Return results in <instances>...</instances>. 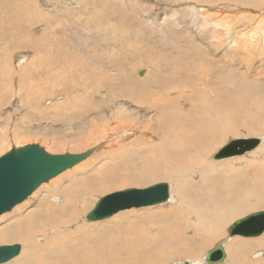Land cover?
Returning <instances> with one entry per match:
<instances>
[{"label":"rangeland","instance_id":"rangeland-1","mask_svg":"<svg viewBox=\"0 0 264 264\" xmlns=\"http://www.w3.org/2000/svg\"><path fill=\"white\" fill-rule=\"evenodd\" d=\"M28 4L32 9L35 5L40 9L39 18L35 14H20L19 9ZM0 7L3 8L0 13V156L12 147L33 143L51 148L47 150L53 154L80 153L102 143L99 152L103 150L104 153L100 157L96 155L95 160L90 156L82 164L42 184L36 194L0 216V227L9 218H15L14 228L7 233H12L13 229L17 233L0 241V245L20 243L23 246L18 256L0 264H129L130 259L142 251L146 252L147 261L152 260L151 264H179L184 260L192 261L179 256L186 250L190 255L193 253L189 257L195 256L205 264V254L224 240L226 251L231 246L232 255L227 252L226 264L231 263L230 258H239L245 249L251 261L259 262L255 255L263 250L252 241L264 233L253 237H231L229 228L237 218L264 210L262 204L249 211L248 206L236 207L238 216L223 225L226 235L215 241L208 239L210 235L196 233L192 226L188 227L184 217L179 225L174 217L164 220L166 212L176 207L174 204L180 200V191L173 185L171 199L163 204L127 209L97 222L87 220L86 215L100 197L109 193L168 182L161 176L145 175L162 170L156 171L147 163L155 153L169 162L185 161L192 159L204 146L205 138H185L190 137L187 123L194 124L195 116L186 118L176 112V119L171 111L165 110L169 117L164 125L161 121H153L155 111L151 108L150 111L148 100L159 97L158 91L165 94L169 85L179 88L168 93L175 99L182 96L180 92L184 90L189 93L181 100L183 112L192 111L195 104L192 93L200 91L205 99L204 110L209 114L231 116L244 112L241 113L245 115L243 127L239 128L242 132L250 129L252 124L260 129L264 127V2L0 0ZM8 10L11 15L7 17ZM203 66L206 68L201 72ZM140 71H143L141 76ZM199 71L203 81L199 80ZM186 84H192V88L181 87ZM247 90L253 91L254 96L246 94L243 98L239 94H245ZM208 95L216 103L224 100L232 113L212 110L213 103ZM236 101L237 112L231 105ZM220 122H215L218 128ZM119 123L130 124L135 137L141 134L142 127L139 126L143 123L144 127L154 126L157 131L151 132L152 136L148 133L150 138H144L143 145L150 142L158 146L164 134L165 138H173L171 145L182 146V150L172 156L171 151L167 155L160 149L139 154L144 148L142 145H138V149L121 148L126 139L117 129ZM263 133L253 134L260 137ZM161 146L167 144L161 143ZM256 147L237 156L238 159L230 156L224 160H234L237 165L234 169H237L245 165L246 158L251 155L245 154L252 153ZM165 151H168L167 147ZM257 157L261 159V156ZM186 170L189 171L187 166ZM249 171L251 174L253 169ZM218 173L220 179L205 178L203 184L196 174L198 181L187 187L188 203L185 204L200 210L205 204L201 190L204 185L214 191L215 202L220 207H235L234 199H228L227 192L222 189L225 175ZM241 183L245 181L241 180ZM84 196L89 199L77 215L76 223L66 224L67 219H64L70 217L69 213L65 214L57 205L73 198L72 202H75ZM122 213L130 214V217L119 218ZM127 218L138 219L140 224L137 226L149 228V232L142 239L138 237L141 240L133 236L132 228L126 234L130 227ZM165 222L171 224L165 225L170 231L158 232L156 228ZM181 224L182 228L189 229L184 236L175 235L171 230L176 233ZM55 226L59 228L55 229ZM38 231H42L39 238L28 237L30 232ZM128 236L133 244L124 248L122 245ZM110 237L116 238L114 244L112 241L109 244ZM169 238L174 241H167Z\"/></svg>","mask_w":264,"mask_h":264},{"label":"bare ground","instance_id":"bare-ground-1","mask_svg":"<svg viewBox=\"0 0 264 264\" xmlns=\"http://www.w3.org/2000/svg\"><path fill=\"white\" fill-rule=\"evenodd\" d=\"M253 1L258 2L259 4H262L264 2V0H253ZM20 5H22V4H20ZM2 10H3V8L1 9V7H0V13L2 12ZM19 10L21 12L20 14L24 13L25 15H28V13H30V14H32V16H33V14H35L39 18L38 11L40 9L36 5L32 9L31 5L28 4L27 6H24V7H22ZM30 14L28 16L29 19H30ZM9 15H11V12H9V10H8L7 17ZM24 20H26V19L23 18V21ZM262 50H263L262 53H264V47H263ZM205 68H206L205 66L201 67L200 71L204 72L203 69H205ZM200 71L197 72L198 73V77L200 78L199 80L203 81L204 78L200 77ZM196 76L197 75H195V77ZM191 85L188 84V86H187V84H186V85H182L181 87L190 90L192 88ZM164 89H166V88H164ZM177 89H179V88L178 87H174V86L171 87L169 85V86H167V90H166L167 92L165 94H164V92L158 91V92H160L159 93L160 94L159 97H154L153 99L148 100L149 102L147 103V105L149 104L148 105L149 109L151 108V109H153V111H155V115H154V120L153 121H155V122L161 121L162 124L164 125L165 122H166V119L169 117L168 115H166L164 113L165 110L166 111H171L170 113H172V114L175 113L176 116H177L176 112H179L183 116H185L186 118H188V117H192L193 118V116L200 117V115L204 116L206 113L209 114L207 111L204 110L203 104L205 103V99L203 97V94L200 91H198L196 93H192L193 97H194V101H195V104L193 105L192 111L191 112H189V111L188 112L187 111L183 112L182 111L183 109L181 108V100L185 97L184 95H186L185 93H187V92H184V91H186V90H184L183 92H180L182 94V96H179L176 99L173 98L172 96H170V94H168V93H171L170 91H175ZM178 91H180V90H178ZM191 92H193V91H191ZM187 94H189V93H187ZM185 98H187V97H185ZM151 109H150V111H151ZM241 110H243V109H241ZM259 111H260V109H259ZM241 113L243 114L244 112H239L237 114L234 113L231 116L223 114L226 117V119L224 117H222V118L225 119V121L223 122L222 126H219V128H221V130H224V131L233 132L232 135L234 137L235 136L238 137L240 135L246 137L247 135L248 136L254 135L253 133H256V132H262V131L264 132V127L260 129L256 124H252L250 129H247L246 132H242L239 128L243 127L242 126V122H244L243 118H244L245 115L242 116ZM228 114H229V112H228ZM210 115L211 116H216V115H214L212 113ZM128 122H126V123H128ZM220 124H221V122H220ZM117 127H118L117 128L118 131L120 130L121 134H123V136H125V139H126L125 143L123 141H121V142H123L120 145L121 148H124V149H129V148L138 149L142 145L144 148H142L139 151V154H144L147 151L160 149V150L164 151V153L167 154V155L170 154L169 151H171V155L172 156H174L173 153L179 154L181 152V150H182V146L178 147V146H176L174 144L171 145L173 138H165L164 134L161 135V137H162L161 138V142H160V144L158 146H153V144L150 143V142L148 143V145H143L144 144V140H146L144 138H150L147 134L151 133V132H153L155 130L157 131V129L154 128V126H153V128L152 127H144V123H143L141 126H139V127H142L141 131H140L141 134L136 136V137H135L136 134L134 133L135 130H130V129H132L131 128L132 126L130 124H125V123L121 124V123H119ZM243 130H245V129H243ZM123 131H124V133H122ZM114 134H115V132H114ZM152 134L153 133H151V136H152ZM172 134H171V137H172ZM184 134H186V131H184ZM256 139L260 140L259 143L262 141V139L264 141V133H263L262 136H260V137H258ZM222 140H224V141L221 144V142L218 141L217 138H211V139H207V140L205 139L204 141H202L204 146L200 147V151L192 159L185 160V161L183 159H179L176 162H169V160H166V159L162 158L160 156V154H156L155 153V155L152 156L151 158L148 157L149 159H148L147 163L150 164L152 166V168L154 170H156V171H158L157 170L158 168H161L162 170H161V172L152 171L153 173H146L145 174L148 177H154V176L160 177L161 176L164 180H168V182L171 184L169 199H171V197H172V189H173L172 185L174 186L175 190H179L180 191L179 192L180 193V200H179V202H177L178 204H174V205H176V207H174V208L170 209V211L166 212L167 215H165L164 220L174 217L177 220L175 222H178L177 224L179 225L180 223H182L181 220L184 217L188 221V227L192 226L191 229L193 228V230H195L196 233L202 232L203 234L210 235V238H208V239H213L214 241L217 240V239L220 240L221 236L223 237L224 235H226V233L224 232V229H223V225H225V223H227L230 220L235 219L238 216V214H237L238 212H237V210H235L236 207L248 206L246 209L249 211L250 209H254V208L258 207L261 204L264 205V188H262V185H264V177H263L264 176L263 175L264 174V142H263V144L258 145V149H256V151H252V153H251L249 158H246L247 160H246V164L245 165L240 166L237 169H234V168H236L237 165L234 163L235 161L232 160V159L231 160H219V161L218 160H216V161L213 160L212 161V156L215 155L216 151L221 149L222 146L224 147L226 145V143H228L230 138H222ZM240 140H242V139H240ZM246 140H251V138H248V139L246 138ZM46 141H47V139L44 138V142L48 143ZM151 141H152V139H151ZM234 141H239V139L238 140H234ZM161 143H164V144L166 143L167 144L166 147H167L168 151H165L166 147L161 146ZM33 144H37V143H33ZM26 145H28V144H26ZM49 145H51V144H49ZM138 145H140V146L138 147ZM227 145H229V144H227ZM23 146H25V145H23ZM101 146H102V143H101ZM20 147H22V146H20ZM47 149H51V148H47ZM90 149L91 148H89L88 150H90ZM99 149L96 150L93 155H90L92 157H90V156L89 157L93 158L95 160L96 159V155H97V157H100L101 155H103L104 154L103 150L101 152H99ZM120 149H117V151L118 150L121 151ZM88 150H85L83 152H86ZM108 153H110V152L108 151ZM257 156H261V159H259ZM89 157L87 159H85V160H88ZM237 158H239V157H237ZM108 159H109V157H108ZM142 159H144V158H142ZM84 161H82V162H84ZM82 162L79 163V164H82ZM136 163H138V162L136 161ZM105 164H106V161L101 164L100 168L102 169L105 166ZM185 165L189 168V171L186 170V166ZM249 169H251V170L253 169L251 174H249V172H250ZM218 172H222L225 175V176H223L224 177V181H223L224 183H223V188L222 189H223L224 192H227V198L228 199H234L235 207L231 206V207H229L230 209H226V208L220 207L219 204H216L217 202H215L216 198L214 197V191L206 188L204 185H202V187H201L202 189L201 190H203L202 192L204 194V198H205L204 202H205V204H203V206L200 208V210H197V208H194L193 205L187 206L185 204V203H188L187 199H186V197H187L186 196V190H187V187L190 185L191 182H197L198 181V180L195 179V175L197 174L200 177V179H199L200 183L203 184L205 178H211V179H215L214 177L218 178L219 177V173ZM241 180H244L245 183H241ZM162 182H166V181H162ZM156 183H159V182H156ZM156 183H153V184H156ZM103 185H105V184H103ZM149 186H151V185H149ZM129 188H142V187H129ZM34 194H36V191L33 193V195ZM88 199H89V197L87 198L86 196H84V197L78 199L77 201L72 202L74 200V198H73L72 200L70 199V201L67 200L66 202L64 201V203L58 204L57 205L58 207L57 206H55V207L60 208L61 211L64 212L65 214H67V212L69 213L68 216H70V217L64 219V220L67 219V223L65 221L64 222L66 224H68V225H71V224H75L76 223L77 215L81 214V211L84 209V203H86L88 201ZM169 199H168V201H169ZM168 201H166V202H168ZM49 202H51V201H49ZM159 204H163V203H159ZM82 205H83V207H82ZM155 205H158V204H155ZM149 206H153V205H149ZM143 207H147V206H143ZM52 208H53V206H52ZM133 208H135V207H133ZM139 208H142V207H139ZM219 208H222V209H219ZM160 209H159V211H160ZM118 214H120V213H118ZM151 214H153V213H151ZM123 217H130V214L122 213V215H119V218H123ZM149 218H151V217H149ZM240 218H243V217L237 218L231 224V226ZM14 219L15 218H13V217L9 218L8 222L6 220V224L3 227H0V241H5V240L8 239L7 238L8 236H14V235L17 234L16 232H14L15 229H13L12 233H7L9 231V229L11 231L12 227L14 228V226H15V222H13ZM106 219H108V218H106ZM103 220H105V219H103ZM127 220H128V222L130 224V227H129V230H128V232L126 234H129V232H131L132 229H133V232H134L133 236L137 240H139L140 238H138V237H141V239H142L143 235H145L147 232H149V228L146 229V228H144L142 226H140V227L137 226V224H140V223H137L138 219L130 220L129 218H127ZM97 221H102V220H97ZM97 221H91V222H97ZM154 221H155V219H154ZM184 224H186V223H184ZM162 225H164V226H162ZM165 225H171V224L168 223V222L161 223V225L156 228L157 231L161 232L163 234H165L168 231H170L168 226H165ZM58 226H55L54 228L58 229L59 228ZM181 226H182V224L180 225V229H178V231L176 233L174 232L176 230L172 229L171 231H173V233L175 235L178 234V235L184 236L186 234V232H187V229H189V228L188 227H183L182 228ZM229 230H230V228H229ZM32 233L33 232H30L28 234V237L29 238L32 237V238L36 239L37 237L39 238V235H40V233H42V231H38V232L33 233V234ZM59 234L60 233H58L57 235H59ZM73 234H71L70 237ZM41 235H43V234H41ZM43 236H45V235H43ZM55 236H53V238ZM68 236H66V237H68ZM234 236H237V235H234ZM23 237H24V235H23ZM93 237H95V236H93ZM231 237H233V236H231ZM245 237H247V236H245ZM250 237H253V236H250ZM45 238L47 239L46 236H45ZM128 238H130V237L128 236L127 238L124 239V245H122V246H124V248H129L133 244V242L131 240H128ZM62 240L64 241L63 238H62ZM115 240H116V238L110 237L109 238V241H110L109 244H111V241L113 242ZM122 241H123V239H122ZM167 241L173 242L174 239L173 238H169ZM236 242H237V240H236ZM113 244H114V242H113ZM223 244H224V248H225V251H226V247H225L226 240H224ZM252 244H254L255 246L260 247L261 248L260 250H263L261 252L259 251V253H256V255H255V260H257L259 262L251 261L250 258L248 257L249 254H247L246 249H245V250L242 251V254L239 256V258H235L236 260L234 259V257L231 260V258L229 256L230 259L229 258L228 259L231 261L230 264H264V261H262V260H264V258H262L264 256V235L259 237L257 240L252 241ZM69 245H70V242H69ZM37 246H35L36 249H37ZM54 246H55V244H54ZM104 247H108V246L104 245ZM22 249H23V246H22ZM90 249H91V247H90ZM230 249H231V246L229 247V250L227 248V250L229 251V254L231 255ZM228 251H226V254H227ZM140 253H142V254H140ZM140 253L135 255L133 258H131L130 261H129V264H139V263H142V262H146V264H151L152 263V260L147 261V256H146V252L145 251H142ZM143 253H145V254H143ZM207 253L204 256L205 264H207V262L205 260V257L207 255ZM186 255H188V256H186ZM179 256L182 257V258H185V259L186 258L192 259V261L184 260V261H182V263H180L181 262L180 261L179 264H187V262L189 264H202L201 259L199 260L195 256L194 257H189V256H193V253L190 255L187 250H186V252L184 254H181ZM183 256H185V257H183ZM231 257H232V255H231ZM164 258L165 257H163V259ZM160 259L161 258H159L157 260H160ZM224 261H222V262H224ZM224 263L226 264L227 261L224 262ZM224 263H222V264H224Z\"/></svg>","mask_w":264,"mask_h":264},{"label":"water","instance_id":"water-1","mask_svg":"<svg viewBox=\"0 0 264 264\" xmlns=\"http://www.w3.org/2000/svg\"><path fill=\"white\" fill-rule=\"evenodd\" d=\"M143 75V71L139 72ZM259 139L233 141L223 147L216 158L242 155L254 149ZM101 147L98 144L86 152L63 154L50 153L40 144H28L12 149L0 156V216L12 211L26 201L42 184L49 182L61 173L78 165ZM170 184L159 182L142 188H126L102 196L93 209L86 215L87 220L97 221L111 217L120 211L155 205L168 201ZM264 232V210L251 212L238 219L229 230L230 236H258ZM22 244L0 245V263L18 256ZM224 244H218L208 251L205 260L209 264H218L226 260ZM187 264H189L187 262Z\"/></svg>","mask_w":264,"mask_h":264},{"label":"crops","instance_id":"crops-1","mask_svg":"<svg viewBox=\"0 0 264 264\" xmlns=\"http://www.w3.org/2000/svg\"><path fill=\"white\" fill-rule=\"evenodd\" d=\"M200 87H204L203 85H200ZM263 88H261L260 90H262ZM247 93H245V94H243V93H239L243 98L245 97V96H247L246 94H248V95H252V96H254V92L253 91H249V90H247L246 91ZM209 96V98H210V100H211V96L210 95H208ZM212 101V103H213V107H212V110H214V109H216V111H219V112H222V111H228L230 114L232 113V110L230 109V107L228 106V105H226L225 104V101L224 100H221V101H218L217 103L215 102V101H213V100H211ZM217 104V105H216ZM231 105H232V107H233V109L235 110V112H237L238 111V109L237 108H235L237 105H238V101H236L235 103L233 102V103H231ZM218 106V107H217ZM174 115V114H173ZM232 115H233V113H232ZM222 117H224L225 119H226V117L224 116V115H216V116H211L210 114H205L204 116L203 115H200V117H195V122H194V124L190 121V122H188L187 123V126H188V130H189V133H190V137L189 136H185V138H189V139H200V138H205L206 140L207 139H211V138H217L218 139V141H220L221 142V144L223 143V141L224 140H222V138H232V139H230L229 141H228V143H226V145L227 144H230L231 142H233L234 140H240V138L241 139H248V138H250V137H253V138H251V140H253V139H256V138H258V136L256 135V136H254V135H252V136H242V135H240V136H238L237 138H234V137H232V133L233 132H230V131H224V130H221V128H218V126L217 125H215V122H220L221 121V124H219L220 126H222L223 125V122L225 121V119L224 118H222ZM174 118H176L175 116H174ZM177 119V118H176ZM217 120V121H216ZM197 128H199V130H197ZM197 130V131H196ZM230 134V135H229ZM223 136V137H222ZM228 136V137H227ZM242 137H245V138H242ZM189 139H187V140H189ZM217 141V142H218ZM213 142V141H212ZM263 139H262V141L258 144V145H260V144H263ZM225 145V146H226ZM257 145V146H258ZM224 146V147H225ZM223 148V147H222ZM221 148V149H222ZM220 149V150H221ZM256 149H258V147H256ZM256 149H255V151H256ZM200 150V149H199ZM220 150H218L217 152H216V156H217V153L220 151ZM249 154H251V152H249V153H247V154H245V156L246 155H249ZM216 156H215V158H216ZM234 156H241V155H234ZM244 156V157H245ZM233 157V156H232ZM214 158V155L212 156V161L214 160V161H216V160H224L225 158H223V159H215ZM230 158V157H229ZM238 159V158H237ZM214 178H216L217 180L218 179H220V178H217V177H214Z\"/></svg>","mask_w":264,"mask_h":264}]
</instances>
